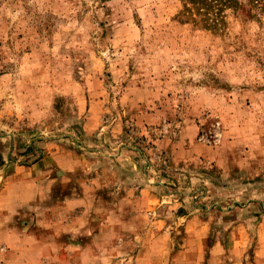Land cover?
<instances>
[{"label":"rangeland","instance_id":"1","mask_svg":"<svg viewBox=\"0 0 264 264\" xmlns=\"http://www.w3.org/2000/svg\"><path fill=\"white\" fill-rule=\"evenodd\" d=\"M250 11L0 0V264H264Z\"/></svg>","mask_w":264,"mask_h":264},{"label":"trees","instance_id":"2","mask_svg":"<svg viewBox=\"0 0 264 264\" xmlns=\"http://www.w3.org/2000/svg\"><path fill=\"white\" fill-rule=\"evenodd\" d=\"M185 10L191 14L201 15V21L205 27L218 28L225 22L224 14L226 9L235 12L246 11L250 14V9L263 4L264 0H183ZM250 8L247 9V6Z\"/></svg>","mask_w":264,"mask_h":264}]
</instances>
